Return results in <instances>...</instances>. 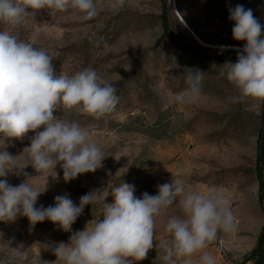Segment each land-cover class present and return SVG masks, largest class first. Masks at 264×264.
Returning <instances> with one entry per match:
<instances>
[{"label": "rangeland", "instance_id": "1", "mask_svg": "<svg viewBox=\"0 0 264 264\" xmlns=\"http://www.w3.org/2000/svg\"><path fill=\"white\" fill-rule=\"evenodd\" d=\"M95 3L98 15L87 21L74 10L42 9L27 16L16 29L0 23V31L10 30L19 39L47 50L57 75L91 67L114 85L119 98L115 110L100 120L75 110L56 113L78 121L103 146L102 167L72 181L63 180L59 165L56 177L54 173L39 174L32 167L23 151L34 133L6 141L4 150L16 157L17 171L23 168L19 175L9 173L8 183L16 186L29 179L39 190L47 183L36 207L54 206L55 197L64 194L79 205L80 197L90 191H96L98 200L85 206L72 232L48 220L33 227L22 216L14 222L0 221V264L53 262L57 258L52 249L59 242L68 243L74 232L102 219L104 200L114 202L110 194L114 186L123 182L134 185V195L141 197L145 192L156 195L157 186L172 179H182L196 190L214 186L224 192L235 226L218 231L204 251L214 256L216 264H253L246 256L256 246L264 224L257 171L263 100L234 101L238 92L221 73L228 62L237 59L221 60L219 56L238 52L245 44L232 37L229 8L243 5L264 25V0ZM179 43L194 52L182 49ZM195 70L203 72L200 94L195 102H177L175 96L188 89L186 77ZM261 165L264 181V161ZM178 201L166 216L157 219L156 242L147 258L135 264H165L159 244L170 238L165 231L168 216L183 215ZM200 255L194 254V264ZM178 264H183L182 259Z\"/></svg>", "mask_w": 264, "mask_h": 264}, {"label": "clouds", "instance_id": "2", "mask_svg": "<svg viewBox=\"0 0 264 264\" xmlns=\"http://www.w3.org/2000/svg\"><path fill=\"white\" fill-rule=\"evenodd\" d=\"M122 5L123 0H119ZM31 9L32 11H27ZM68 12L74 10L82 21L98 15L95 0H0V23L16 29L25 18L40 10ZM234 22L232 37L244 41L235 63L228 62L222 76L238 92L232 99L264 100V25L251 9L237 4L229 8ZM203 72L195 70L186 77L189 85L178 93L179 103H192L200 94ZM114 85L91 67L74 74L54 70L47 50L12 34L0 31V221L14 222L26 217L31 226L48 220L65 232L83 213L86 205L98 200L96 191L80 197L75 204L69 194L55 197L54 206L36 207L39 196L47 190L34 188L29 179L19 185L8 183L9 173L17 171L16 157L6 150V141L34 133L24 149L37 173H54L57 165L65 182L79 175L95 172L105 159L103 146L90 138L89 130L78 121L66 120L58 112L75 110L97 120L112 113L118 104ZM42 129V130H40ZM156 195H134L135 186L121 183L110 194L114 202H103L102 219L90 222L84 230L74 232L68 243L59 242L53 249L56 260L44 264H135L147 258L154 246L158 218L167 215L177 203L183 215L168 216L165 231L169 239L159 248L165 264H194L192 257L201 253L198 264H216L204 251L220 230L230 231L235 218L230 201L217 187L196 190L182 179L157 186ZM156 242V241H155ZM157 248V244L155 243Z\"/></svg>", "mask_w": 264, "mask_h": 264}, {"label": "trees", "instance_id": "3", "mask_svg": "<svg viewBox=\"0 0 264 264\" xmlns=\"http://www.w3.org/2000/svg\"><path fill=\"white\" fill-rule=\"evenodd\" d=\"M182 49H185L186 51L194 52L193 49H191L189 46H186L184 44L179 43ZM238 56L237 51H227L222 53L219 56V59L221 60H236ZM257 145H258V153H257V171L259 174V179L261 181L262 191L260 193V202L262 204V208L264 211V181L262 180V163L264 161V100H263V106H262V113H261V126L258 132V139H257ZM246 260L252 261L253 264H264V224L261 228V232L258 236V241L256 246L252 249V251L246 256Z\"/></svg>", "mask_w": 264, "mask_h": 264}, {"label": "built area", "instance_id": "4", "mask_svg": "<svg viewBox=\"0 0 264 264\" xmlns=\"http://www.w3.org/2000/svg\"><path fill=\"white\" fill-rule=\"evenodd\" d=\"M220 264H231V263H228V262H222V263H220Z\"/></svg>", "mask_w": 264, "mask_h": 264}]
</instances>
